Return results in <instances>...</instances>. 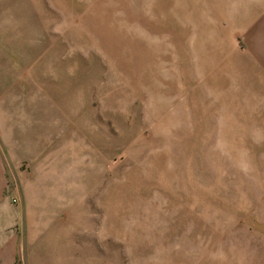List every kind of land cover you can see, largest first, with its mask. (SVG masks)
I'll return each instance as SVG.
<instances>
[{
  "label": "rangeland",
  "instance_id": "rangeland-1",
  "mask_svg": "<svg viewBox=\"0 0 264 264\" xmlns=\"http://www.w3.org/2000/svg\"><path fill=\"white\" fill-rule=\"evenodd\" d=\"M263 37L264 0H0L22 264H264Z\"/></svg>",
  "mask_w": 264,
  "mask_h": 264
},
{
  "label": "crops",
  "instance_id": "crops-1",
  "mask_svg": "<svg viewBox=\"0 0 264 264\" xmlns=\"http://www.w3.org/2000/svg\"><path fill=\"white\" fill-rule=\"evenodd\" d=\"M261 43L264 45V37ZM260 56L261 79L264 84V47L260 50ZM11 140V136L0 133V264H22L25 247L28 255L26 236L24 238V207L21 198L9 189L10 177L20 175L17 171L20 164L17 161L14 163L8 156L9 150L13 148ZM26 260L28 264L27 256Z\"/></svg>",
  "mask_w": 264,
  "mask_h": 264
}]
</instances>
